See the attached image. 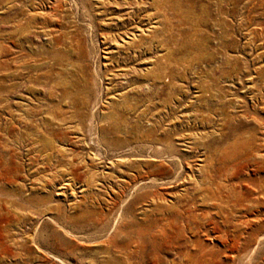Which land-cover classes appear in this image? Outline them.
Instances as JSON below:
<instances>
[{"label": "rangeland", "instance_id": "obj_1", "mask_svg": "<svg viewBox=\"0 0 264 264\" xmlns=\"http://www.w3.org/2000/svg\"><path fill=\"white\" fill-rule=\"evenodd\" d=\"M0 264H264V0H0Z\"/></svg>", "mask_w": 264, "mask_h": 264}, {"label": "bare ground", "instance_id": "obj_2", "mask_svg": "<svg viewBox=\"0 0 264 264\" xmlns=\"http://www.w3.org/2000/svg\"><path fill=\"white\" fill-rule=\"evenodd\" d=\"M24 117V116H23ZM27 119V118H26ZM28 120V119H27ZM31 121V120H30ZM29 121V122H30ZM21 123V122H20ZM27 125V124H26ZM24 126V125H23ZM24 143V142H23ZM181 170H179V172H180ZM179 172H176V176H175V179L176 178H178L179 177ZM136 175V174H135ZM148 176V175H147ZM136 177V176H135ZM144 177H146V176H144ZM141 178V177H140ZM180 178V177H179ZM144 179V178H143ZM133 181H135V180H133ZM150 182H156L157 181V178L156 177H153V178H151V180H149ZM173 181V180H172ZM171 181V182H172ZM185 182H187L186 180H184ZM184 181H182V185H181V190H184V189H186V191H187V193L190 191V186H189V184L188 183H185ZM146 184V183H145ZM140 185H142V184H140ZM178 186H180V185H178Z\"/></svg>", "mask_w": 264, "mask_h": 264}]
</instances>
